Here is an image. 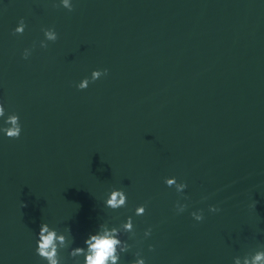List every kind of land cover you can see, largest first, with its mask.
Segmentation results:
<instances>
[{
    "label": "water",
    "instance_id": "1",
    "mask_svg": "<svg viewBox=\"0 0 264 264\" xmlns=\"http://www.w3.org/2000/svg\"><path fill=\"white\" fill-rule=\"evenodd\" d=\"M45 28L58 39L41 48ZM0 101L22 125L0 135V264H44L43 221L78 246L140 204L120 264L137 251L147 264H233L264 246V0H0ZM112 188L125 207L104 206Z\"/></svg>",
    "mask_w": 264,
    "mask_h": 264
},
{
    "label": "clouds",
    "instance_id": "2",
    "mask_svg": "<svg viewBox=\"0 0 264 264\" xmlns=\"http://www.w3.org/2000/svg\"><path fill=\"white\" fill-rule=\"evenodd\" d=\"M58 5L72 11L74 0H58ZM26 24L21 18L18 25L15 27L14 34H23ZM44 39L39 41L41 48H47L49 42H55L58 39V33L54 28L43 29ZM32 54V48L23 50V58L28 59ZM108 70H93L90 77H84L76 87L80 90L87 89L91 82H95L102 76L107 75ZM22 133V125L20 117L15 112H8L5 104L0 101V135L9 139H18ZM164 183L179 194H183L188 185L185 182H178L175 176L165 177ZM127 194L122 188H112L107 192L104 199L106 208L117 210L127 205ZM207 199V197H205ZM188 208L187 203H181L177 200L175 211L177 214L183 213ZM221 209L217 205H209L210 213H218ZM146 213V206L140 204L135 207L133 215L126 217L119 225L110 224L103 221L98 224L96 229L89 232L83 240V243L78 246H72L75 238L72 235L70 227H65L63 230L51 226L47 222H41L39 229L36 232L35 238V254L44 264H120L121 256L127 253L132 247L128 239L124 238L125 234H129V238L135 235L133 216H143ZM192 218L196 222L204 220V210L198 209L191 212ZM152 235V227L149 226L143 232L144 239ZM154 246L149 245V250H153ZM67 251V258L62 255ZM135 259L131 264H147L146 259L137 251ZM233 264H264V246H260L254 253H249L243 257H234Z\"/></svg>",
    "mask_w": 264,
    "mask_h": 264
}]
</instances>
